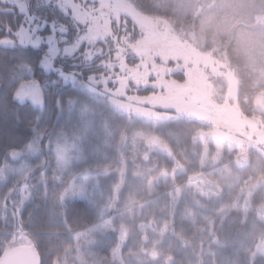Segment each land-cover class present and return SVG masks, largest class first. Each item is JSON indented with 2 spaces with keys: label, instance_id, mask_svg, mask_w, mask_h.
<instances>
[{
  "label": "trees",
  "instance_id": "obj_1",
  "mask_svg": "<svg viewBox=\"0 0 264 264\" xmlns=\"http://www.w3.org/2000/svg\"><path fill=\"white\" fill-rule=\"evenodd\" d=\"M85 1L86 4L82 6L86 10L90 0ZM129 1L146 14L170 20L176 30L180 29L181 21L185 22L186 27L201 26L203 14L195 18L189 9L181 19L174 1ZM169 8L172 11H166ZM126 17L127 24L124 22ZM193 22L196 24H192ZM30 24L41 25L35 32L43 38L54 35L57 40L55 46L58 50L51 69L43 65L50 54L51 45L47 41L33 45L19 40L18 33ZM115 24L116 19H113L112 29ZM245 28L246 25L237 24L232 33H227L235 41V47L229 49L231 55H227L239 78L240 108L249 117H259L264 124V111L255 107V99L264 91V84L258 82L253 58L241 47L245 41L238 37L239 32ZM86 32V24L62 0H0V78L16 85L14 102L5 105L0 100V205L14 186L11 180L6 182L1 179V171L13 153L23 152L29 147L32 135L29 131V118L32 115L29 106L42 108L45 89L41 87V83L55 81L69 100L78 97V91L67 76L85 84L91 83L92 86L95 83L103 95H115L145 107H150L149 100L159 95L160 88L154 83L155 75H150L148 82L139 80V83L126 75L125 65L136 67L143 59L139 49L144 33L130 16L120 17V27L114 33L116 43L111 41L110 36L87 42V38L83 39ZM127 33H131L128 42L120 41V37ZM217 33H211L209 37L215 38ZM158 37L162 41L166 40L160 34ZM168 39L172 43L178 42V38ZM184 73L178 70L173 75L183 81ZM31 78L39 85L41 103L37 107L29 100L22 101L16 93L22 83ZM94 105L116 133L117 147L110 155L104 156L102 167L115 171L120 169L123 172L120 176L121 201L118 208L110 209L107 215H100L99 207L80 199L63 203L61 195L65 190V182L62 181L64 175L60 177L50 169L41 168L42 162L39 172L32 173L31 199L21 205L20 211L24 231L35 239L31 246L37 249V230L45 233L46 243L42 248L44 264H49L51 260L56 263L57 259H61L66 250L74 245V235L101 225L109 218L114 219L113 227L101 234L96 239V244H88L83 250L88 264H118L112 256L120 246V264H264L262 254L257 255L253 261L251 259L253 243L258 242L259 238L256 235L261 234L254 230L262 227L264 222H257L254 230H248L244 235L235 234L236 222L231 221L230 215L234 212V205L226 203L223 206L226 198L220 196L219 192L215 194V190L210 187L213 183L202 184V188L210 193L208 195L217 197L218 204L213 206L211 202L212 206L208 208L215 207V213L223 209L224 215L219 213L214 216V212L206 211V203L202 208L198 204V194L190 189L192 185L196 187L198 184L192 182V179L203 173H214L216 168L228 164L235 156H229L225 162L210 167L200 164V158L193 153L190 140L181 137L187 135L192 123L186 117L178 126V136L169 139L174 154L177 153L176 158H170L160 149L146 154L131 148L123 150L129 143L125 140L121 143V139L127 137L130 128L136 127L140 131L153 133L155 138L159 135V143H163V139L168 138V126L133 122V119L124 117L113 107L96 100ZM69 107V103H66L64 110L67 111ZM155 110L158 113L184 117L181 112L172 108L157 107ZM255 212L258 215L257 210ZM211 216L215 219H211ZM228 218L231 233L224 232V227L221 226ZM209 221L211 226L208 227ZM16 225L2 220L0 214V238L17 230ZM210 232L216 235L212 239ZM15 245L17 244L8 248ZM39 259L41 260V256Z\"/></svg>",
  "mask_w": 264,
  "mask_h": 264
},
{
  "label": "rangeland",
  "instance_id": "obj_2",
  "mask_svg": "<svg viewBox=\"0 0 264 264\" xmlns=\"http://www.w3.org/2000/svg\"><path fill=\"white\" fill-rule=\"evenodd\" d=\"M171 1L175 2L181 19L189 9L195 18L203 14L201 26H189L185 32H181L174 28V23L170 20L146 14L129 0H90L86 10L82 6L86 4L84 0H62L86 24L87 32L83 39L87 38V42L106 38L112 30L113 19H120L122 15L130 16L144 33L139 49L143 59L136 67L125 65L126 75L137 83L139 80L148 82L150 75H155L154 83L160 88V92L149 100L150 107H145L115 95H103L95 83L93 87L91 83L85 84L67 76L78 91V97L70 99L69 109L78 110L82 119L60 141V167L55 172L60 177H65L62 180L65 182V190L61 201H86L99 207L100 215H107L110 209L118 208L120 204V176L123 172L120 169L115 171L102 167L104 156L110 155L117 147L116 133L94 105L96 100L113 107L124 117L133 119V122L168 126V138L163 139V143H159V135L155 138L153 133L140 131L136 127L130 128L127 137L121 139V143L124 140L129 143L123 150L131 148L146 154L160 149L170 158H176L177 153L174 154L169 139L178 136V126L186 117L192 123L187 135L181 137L190 140L193 153L200 158V164L210 167L225 162L229 156H235L228 164L216 168L214 173H203L192 179V182L198 183V189L193 185L190 189L198 194V204L202 208L206 203V211L214 212V216L219 213L224 215L223 209L215 213V207L208 208L212 203L213 206L217 205L218 201L216 196L207 194L209 192L202 188V184L213 183L210 187L215 190V194L219 192L220 196L226 198L223 206L226 203L234 205V212L230 214L231 221L236 222L234 233L244 235L246 231L254 230L257 222H264V124L259 117H249L240 108L239 78L230 65L228 55L222 59L202 50L189 38V34L211 36V33L214 35L217 32L232 33L235 25H246L247 28L238 34L239 39L245 41L241 47L253 58L257 80L264 84V0ZM260 25L261 28H256ZM29 26L32 27L31 30ZM40 27L38 24H30L23 28L18 33L19 40L33 45L47 41L51 48L43 65L51 69L58 50L55 46L57 40L54 35L43 38L36 33L35 30ZM159 34L166 40H160ZM168 38H178V42L172 43ZM178 70L185 72L183 81L173 75ZM121 83L125 88L124 83ZM16 93L22 101L29 100L36 107L41 103L39 85L32 78L23 82ZM157 107L175 109L184 117L158 113L155 110ZM255 107L264 111V91L255 99ZM121 143L119 142L120 149ZM29 153L30 146L23 152L13 153L1 171V179L6 182L11 180L14 185L0 205L1 219L17 224V230L0 238V259L10 245L35 243L30 233L23 229L20 208L25 201L31 199L30 180L33 171H36ZM44 167L43 163L41 168ZM211 219L215 218L211 216ZM209 222L208 227L211 226V221ZM113 225L114 219H105L101 225L74 235V245L55 264H88L83 250L88 244H96V239ZM221 226L224 227V232L231 233L229 218ZM254 231L261 234L257 233L258 242L253 243L252 261L257 255H264V229L259 227ZM215 236L214 232H210L211 239ZM112 257L120 264L121 246L114 251Z\"/></svg>",
  "mask_w": 264,
  "mask_h": 264
},
{
  "label": "clouds",
  "instance_id": "obj_3",
  "mask_svg": "<svg viewBox=\"0 0 264 264\" xmlns=\"http://www.w3.org/2000/svg\"><path fill=\"white\" fill-rule=\"evenodd\" d=\"M166 11L170 12L172 9L169 8ZM127 19L126 17L125 24H127ZM119 27L120 19L117 17L115 28L109 32L113 43H116L114 33ZM179 30L181 32L186 31L184 21L180 22ZM130 38L131 33H127L125 36L120 37V41L126 43ZM189 38L193 39L194 43L201 47L202 50L211 52L222 59L225 58L226 54L231 55L229 49L235 47L234 38L228 37L225 32H218L215 38L192 36L191 34H189ZM101 63H103V60H101ZM37 82L40 83L39 80ZM15 87L16 85L13 82L0 78V100L5 105H10L16 100ZM41 87L45 89L42 108L36 109L32 105L29 106L32 111V115L29 118V131L32 134L29 140V157L31 163L36 166L37 172H39V166L42 162L46 170L50 169L52 172H55L60 167V141L72 127L81 121L82 114L74 109L64 110V105L66 103L70 104L71 101L60 87L56 85L55 81H45L41 83ZM261 226L264 227V225ZM35 237L38 256H41L40 264H44L42 248L46 243L45 233L42 230H37ZM49 264H55V261L51 260Z\"/></svg>",
  "mask_w": 264,
  "mask_h": 264
},
{
  "label": "water",
  "instance_id": "obj_4",
  "mask_svg": "<svg viewBox=\"0 0 264 264\" xmlns=\"http://www.w3.org/2000/svg\"><path fill=\"white\" fill-rule=\"evenodd\" d=\"M0 264H39V257L35 247L18 245L5 253Z\"/></svg>",
  "mask_w": 264,
  "mask_h": 264
}]
</instances>
